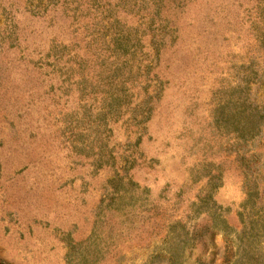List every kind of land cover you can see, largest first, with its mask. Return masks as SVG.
<instances>
[{"label":"rangeland","instance_id":"1","mask_svg":"<svg viewBox=\"0 0 264 264\" xmlns=\"http://www.w3.org/2000/svg\"><path fill=\"white\" fill-rule=\"evenodd\" d=\"M0 264H264V0H0Z\"/></svg>","mask_w":264,"mask_h":264}]
</instances>
